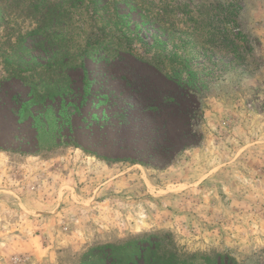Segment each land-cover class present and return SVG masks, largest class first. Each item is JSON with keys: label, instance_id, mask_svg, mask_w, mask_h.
<instances>
[{"label": "rangeland", "instance_id": "rangeland-1", "mask_svg": "<svg viewBox=\"0 0 264 264\" xmlns=\"http://www.w3.org/2000/svg\"><path fill=\"white\" fill-rule=\"evenodd\" d=\"M40 1L0 8V264H100L151 235L264 264V0H65L54 41ZM63 68L77 103L91 82L80 114L51 130L57 97L20 119Z\"/></svg>", "mask_w": 264, "mask_h": 264}, {"label": "trees", "instance_id": "trees-1", "mask_svg": "<svg viewBox=\"0 0 264 264\" xmlns=\"http://www.w3.org/2000/svg\"><path fill=\"white\" fill-rule=\"evenodd\" d=\"M75 1L79 0H74L73 2ZM97 1L98 0H90L91 3H96ZM12 2H15V0H0V8L2 9V4L8 5L12 4ZM34 10L37 13L36 18L39 22V28L35 30L33 34L54 41L58 38V34H61V26L64 23L68 24V22L72 21L75 7L74 5L68 6L65 3V0H41L39 4L35 5ZM87 12H90V10L83 9L79 13L83 15ZM96 12L95 9V13H92V16L90 17L91 20L94 18ZM89 46L88 49L82 51V54L83 56L92 58L93 52L90 50L95 51L99 47L108 49L109 43H107L106 39H96L95 37L94 39H90ZM70 67L72 66L70 65L69 68ZM48 69L50 72L51 70H54L52 65H49L47 67V70ZM63 71L64 68L62 74L59 76V78L62 77L60 80L55 82L51 81L45 84H32L29 95L30 97L27 101L22 103L21 110L19 111L20 119L31 114L30 108L32 106L42 103L44 99L51 98V100H54L57 99V97L60 98V108L56 112L57 116L52 111H46L48 114V117L45 119L46 124L51 130L52 127H56L55 125L58 118L67 115H69V117L71 116V113L68 110L70 107L74 108V113L80 114V109L86 102L87 96L90 94L89 86L91 82H87V88H85L82 93V100L80 103H77L76 99H72L74 97V92L66 84L69 79ZM34 120L37 124V129H42L44 125L43 120L37 115L34 116ZM139 243H146L147 245L140 246ZM98 250L103 253L104 257H102L100 264H104V262L109 259L111 260L109 264H236V261L233 258L226 257L222 254H214L212 256L203 255L199 260H194V257L192 258V256L189 257L179 254L176 249H173L170 245L166 244L165 238L157 235H151L140 240H132L128 244L121 246H101L98 247L96 251ZM101 252L94 254V256H102ZM88 256H91V254Z\"/></svg>", "mask_w": 264, "mask_h": 264}]
</instances>
